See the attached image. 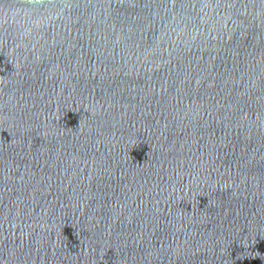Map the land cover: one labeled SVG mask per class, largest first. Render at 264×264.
<instances>
[{"label":"water","instance_id":"obj_1","mask_svg":"<svg viewBox=\"0 0 264 264\" xmlns=\"http://www.w3.org/2000/svg\"><path fill=\"white\" fill-rule=\"evenodd\" d=\"M0 264H264V0H0Z\"/></svg>","mask_w":264,"mask_h":264}]
</instances>
